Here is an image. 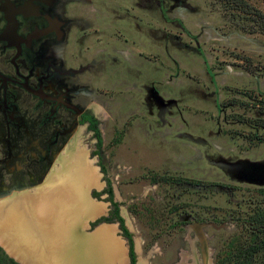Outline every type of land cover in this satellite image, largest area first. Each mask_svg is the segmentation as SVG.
<instances>
[{"label":"rangeland","instance_id":"obj_1","mask_svg":"<svg viewBox=\"0 0 264 264\" xmlns=\"http://www.w3.org/2000/svg\"><path fill=\"white\" fill-rule=\"evenodd\" d=\"M75 6L82 17L110 25L101 36L104 47L92 51L100 64L88 74L106 82L94 97L103 111L100 156L97 139L78 128L56 158L49 157L47 171H34L39 186L49 178L43 191L2 203L0 211L37 200L35 215L42 216V196L58 189L70 200L75 186L74 217L77 207L86 215L91 206V217L103 210L109 215V179L138 262L204 264L206 258L216 264L219 250L245 231L239 214L246 217L264 189V0H87ZM20 166H0V201L39 187L13 185L30 180L28 172L19 175ZM82 169L88 174L80 181ZM65 180L72 187L66 189ZM3 214L7 235L11 224ZM90 216L77 218L81 231ZM110 224L130 256L119 224Z\"/></svg>","mask_w":264,"mask_h":264},{"label":"flooded vegetation","instance_id":"obj_2","mask_svg":"<svg viewBox=\"0 0 264 264\" xmlns=\"http://www.w3.org/2000/svg\"><path fill=\"white\" fill-rule=\"evenodd\" d=\"M84 2L0 0V166L18 163L19 175L28 172L29 181L13 184L20 189L41 183L34 171H47L49 157L56 158L78 128L97 139L100 153L96 130L103 111L94 97L106 82L88 74L100 64L92 51L104 47L101 36L110 25L76 12L75 5ZM199 225L193 227L204 241Z\"/></svg>","mask_w":264,"mask_h":264},{"label":"bare ground","instance_id":"obj_3","mask_svg":"<svg viewBox=\"0 0 264 264\" xmlns=\"http://www.w3.org/2000/svg\"><path fill=\"white\" fill-rule=\"evenodd\" d=\"M82 171L85 172V174L81 176L80 181H83L88 174L84 169H82ZM62 183H65L66 189L72 187L69 181L65 180ZM74 191L75 186H73L70 200L66 195L67 192H65L64 195L61 191H58V189H55L57 193L49 196V198L47 196H42V201L39 200L41 204H38L45 210L42 216L35 215L36 203H39L37 200H30L29 203L26 201L24 203V200H21L20 204L16 205L18 208H16L15 211L12 210L14 208H11L10 210H6V213L4 212L3 214L1 210L0 219L3 218L2 214L5 215V219L11 224L10 228L16 225L20 217L19 213H22L21 215H23V217L25 216V218H27L25 214H31V216L28 217L30 220L29 223H34L33 225L36 227V231H33L31 237L28 236L30 231L12 230L6 231V235L5 231L1 230L0 239H2L1 242L3 245L6 246L14 256L20 258V260L26 264L35 262H38V264H122L121 247L115 242L110 243L109 240L112 238L109 231H99V229V232L95 235H85L83 243L81 244L70 242L67 231H69L72 221V218H70L71 209L74 199L76 198L74 196ZM91 208L92 206L90 209ZM94 210H96L95 207ZM33 218H35L36 223ZM16 228L18 230L17 226ZM20 240L24 241L21 242ZM28 251L33 258L28 255Z\"/></svg>","mask_w":264,"mask_h":264},{"label":"trees","instance_id":"obj_4","mask_svg":"<svg viewBox=\"0 0 264 264\" xmlns=\"http://www.w3.org/2000/svg\"><path fill=\"white\" fill-rule=\"evenodd\" d=\"M238 2L240 0H227ZM99 149L103 144L101 131L96 130ZM99 151L96 155H99ZM101 158V157H99ZM99 164L102 171L106 173V167L102 164L101 159ZM251 181L250 178H245ZM107 188L104 193H108V201L112 203V212L110 215L102 216L92 223V227L97 226L102 222H119L122 230V235L128 239L130 264H137V256L135 252V243L133 233L126 227L125 218L120 213L121 203L115 200V192L112 181L107 179ZM262 199L255 201V206L251 212L245 217L239 214V224H242L245 231L236 233L226 245H224L217 254L216 264H264V189H261ZM103 192H95V196L99 197ZM134 213V212H133ZM0 264H20L14 258L10 257L6 251L0 246Z\"/></svg>","mask_w":264,"mask_h":264},{"label":"crops","instance_id":"obj_5","mask_svg":"<svg viewBox=\"0 0 264 264\" xmlns=\"http://www.w3.org/2000/svg\"><path fill=\"white\" fill-rule=\"evenodd\" d=\"M49 179V178H48ZM48 179L45 181V183H44V185L43 186H39V187H37V188H35V189H33L31 192L30 191H22L21 193H19V196H18V199L19 198H24V197H26V198H28V197H32V198H34L35 196H36V194L38 193V192H41V191H43V187L47 184V181H48ZM53 186H54V183L52 184ZM51 186V185H50ZM50 186H48V187H50ZM55 187V186H54ZM39 189H42V190H39ZM45 189V188H44ZM36 190H39V191H37V192H35ZM59 191V190H58ZM53 193H57V192H55V190H54V192ZM62 193V192H61ZM26 194H28V195H26ZM10 200H11V198H9V199H5V200H1L0 201V204H2V203H7L8 202V204H10L11 202H10ZM3 207V204L2 205H0V207ZM73 206V208H74V205H72ZM28 208V207H27ZM73 208L71 209V215H70V218H72V221H71V224H70V228H69V231H67L68 232V236H69V240H70V242H73V243H76V244H81V243H83V239H84V237H85V235L87 236V234H85L83 231H86L87 233H94V232H96V233H98L99 231H102L101 229H109V231H111L112 232V235H113V237H112V235H111V240H109L110 241V243H113V242H117V243H119L120 245H121V247H122V249L123 250H121V252H122V258H124V260H123V262H122V264H127V262H128V258H129V256H128V252H127V249L125 248V246H124V243L120 240V238H118L117 236H116V228L114 227V226H112L110 223H103V224H101V225H99L98 227H96V228H94L93 230H91V231H88V226H89V223H90V221L91 220H93V219H91V218H95L97 215H99V214H101L102 215V213H104L105 214V210H103L102 212H100L99 214H97L96 216H93V217H90V218H87L86 219V222H85V225H83L84 227H83V229H82V231L80 230V227H81V224H79V222H76L77 221V218L78 217H84V216H88V215H91V211H94V206L90 209H87L86 211V215H83L82 213H83V211H82V209L79 207V210L80 211H78L79 213L74 217L73 215H72V212H73ZM2 209H4V208H2ZM22 213H19V218H18V221H17V223H16V225H13V227H11V228H9V229H11V231L12 230H14V231H30L29 233L30 234H28V236L29 237H31L32 236V234H33V231H36V227H34L35 225H33L34 223H29V219H28V217H30L31 216V214H29V215H27V214H25L26 215V217L27 218H25V216L23 217V215H21ZM24 218V219H23ZM26 219V220H25ZM34 220H35V218H33ZM28 220V221H27ZM26 221H27V224H29V225H32V226H29V225H27L26 224ZM88 222V223H87ZM35 223H36V220H35ZM43 223V222H42ZM19 224V225H18ZM2 224L0 223V231H1V229H2V226H1ZM16 226L18 227V230H17V228H16ZM28 226H29V228H28ZM74 227V228H73ZM15 228H16V230H15ZM100 229V230H99ZM99 230V231H98ZM3 231V230H2ZM105 231V230H104ZM96 233H94V234H92V235H95ZM21 241V240H20ZM22 241H24V240H22ZM21 241V242H22ZM25 244H26V242H25ZM4 246V245H3ZM6 247V246H5ZM7 248V247H6ZM26 249H28V248H26ZM7 250L10 252V250L7 248ZM11 253V252H10ZM12 254V253H11ZM123 254H124V257H123ZM13 255V254H12ZM28 255L30 256V257H32L31 256V254H30V252L28 251ZM29 256H27V257H29ZM17 258V257H16ZM33 258V257H32ZM18 260H20V258H17ZM35 259V258H34ZM22 263H24L22 260H20ZM33 262H35V261H33ZM24 264H26V263H24ZM31 264H38V262H35V263H31ZM40 264V263H39Z\"/></svg>","mask_w":264,"mask_h":264},{"label":"water","instance_id":"obj_6","mask_svg":"<svg viewBox=\"0 0 264 264\" xmlns=\"http://www.w3.org/2000/svg\"><path fill=\"white\" fill-rule=\"evenodd\" d=\"M19 196V194L18 195H14L13 197H11V200H10V202H14V200H15V198H17ZM7 204H8V202H7ZM102 216H107V215H101V214H99V215H97L95 218H91V219H94V220H91L90 221V223H91V227H92V223L93 222H95L97 219H99L100 217H102ZM88 223V222H87ZM103 223H108V222H102V223H100V224H98L97 226H95L94 228H96V227H98L99 225H101V224H103ZM212 225H214V224H212ZM215 226V225H214ZM219 228H221V227H219ZM0 246L7 252V254L9 255V256H11L12 258H14L17 262H19L20 264H24V263H22L20 260H18L15 256H13V255H11V254H9V252L7 251V249L6 248H4L1 244H0ZM130 257V256H129ZM130 262H131V260H130ZM137 264H144L143 262H138L137 261Z\"/></svg>","mask_w":264,"mask_h":264}]
</instances>
